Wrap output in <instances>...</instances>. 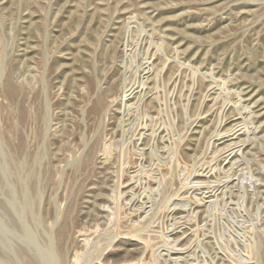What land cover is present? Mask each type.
Wrapping results in <instances>:
<instances>
[{
  "label": "rangeland",
  "instance_id": "374dc122",
  "mask_svg": "<svg viewBox=\"0 0 264 264\" xmlns=\"http://www.w3.org/2000/svg\"><path fill=\"white\" fill-rule=\"evenodd\" d=\"M52 245L264 264V0H0V264Z\"/></svg>",
  "mask_w": 264,
  "mask_h": 264
},
{
  "label": "bare ground",
  "instance_id": "6f19581e",
  "mask_svg": "<svg viewBox=\"0 0 264 264\" xmlns=\"http://www.w3.org/2000/svg\"><path fill=\"white\" fill-rule=\"evenodd\" d=\"M8 90L10 91V92H12L13 91V87L12 86H10V85H8ZM33 235V234H32ZM34 238V237H33ZM50 239V238H49ZM33 240V239H32ZM31 241V240H30ZM35 241V240H34ZM30 243V242H29ZM39 250V249H38ZM40 251V250H39ZM37 252V251H36ZM55 250H54V247H53V245H52V247H50L46 252H45V254H44V252H43V254L45 255V256H41L42 258L43 257H46V259H47V261L49 262V264H57L58 263V260H57V257H56V255H55ZM40 255V254H39ZM43 260H45V259H43ZM46 261V260H45ZM43 262V261H42ZM44 263V262H43ZM47 263V262H46ZM45 263V264H46Z\"/></svg>",
  "mask_w": 264,
  "mask_h": 264
}]
</instances>
